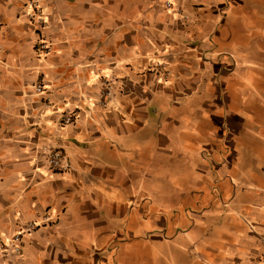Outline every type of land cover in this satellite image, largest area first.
Instances as JSON below:
<instances>
[{
	"label": "crops",
	"instance_id": "obj_1",
	"mask_svg": "<svg viewBox=\"0 0 264 264\" xmlns=\"http://www.w3.org/2000/svg\"><path fill=\"white\" fill-rule=\"evenodd\" d=\"M32 1L43 28L27 17ZM224 6L0 0V238L10 241L34 224L20 252L0 264H264V87L242 83L241 104L253 105L251 115L208 113L229 102L222 95L239 66L221 57V45L233 40L220 30L232 23ZM253 28L262 30L257 49L232 52L247 65L262 57L264 65V26ZM41 41L47 55L39 53ZM104 77L114 86L101 98ZM196 102L205 114L189 112ZM64 111L75 112L66 125ZM206 120L220 127L204 135L215 137V146L223 132L239 133V195L213 194L216 204L236 208L239 226L204 223L185 203L201 186L173 178V166L162 163L183 154L190 163L203 144L189 138L198 136L192 126ZM48 146L65 154L66 171L48 168ZM212 162L218 161L207 167ZM226 166L215 181L226 182ZM142 239L148 249L137 251Z\"/></svg>",
	"mask_w": 264,
	"mask_h": 264
},
{
	"label": "rangeland",
	"instance_id": "obj_2",
	"mask_svg": "<svg viewBox=\"0 0 264 264\" xmlns=\"http://www.w3.org/2000/svg\"><path fill=\"white\" fill-rule=\"evenodd\" d=\"M224 3L225 6L223 8V13L227 14V18H224L232 23L231 25L229 24V26H221L220 30L224 32L225 35L231 32L233 35V40L221 45V48L224 51L221 54V57L226 63L230 65H234L236 63V65L239 66L238 69L234 71L236 77L231 79L227 84L226 95H222L225 96V98L228 97L229 102H223L222 107L220 108L216 105H213L208 113L213 115L220 112L223 116L236 115L238 117L239 114L245 116L251 115L253 113L251 111L253 105L251 103H245L243 105L241 104V98L244 94H246L244 92L245 89L242 86V83L246 80L253 81L260 83L264 87V65L258 62L259 60L262 61V57L254 56L252 60L253 62L255 61V64H253L251 60L247 65L240 60L237 61L232 50L237 46L239 49H257L255 48L257 47V42L259 40L262 41V39H259V34H257V31L260 33L262 30H256L253 28V26H257L259 29H262L264 26V0H224ZM236 20H239L241 27L236 26ZM254 40H256V46L254 44ZM200 105V102L192 104L193 107L188 105L189 112L195 113L196 115L199 113L205 114V109L199 107ZM248 107L250 109H247ZM175 111L179 112V109ZM185 122L186 121L183 123ZM210 128L213 131L214 129H217L218 131L220 130V127L218 126L212 127L209 120L204 122L201 121L199 125L192 126L194 133L198 134V136L194 135L193 137L189 138H194L196 140L199 139L198 141L203 142V144L201 145V151L197 155L195 152L193 153L191 151L192 153L189 157V159H191L189 160L190 163L188 162V157L184 154L181 157H174L173 160L163 159L162 163L164 165H169L166 166L168 169L173 166V178H175V174H177L181 179L190 178L191 180H195V186H201L198 191L202 193L192 195V197L188 199L186 198L185 203L195 207L193 211L197 212V214H201L204 223L207 225L225 224L239 226V214L236 215L237 213H233L236 208L233 209L234 207L232 206L230 207L229 205H223L226 204V202L222 204H216L218 200L215 201V196L213 195L216 192H223L227 194V192L230 191L232 194L236 193L239 195V133L236 135H227L226 132H223L222 139L219 141L217 146H215V137L209 138L204 136ZM187 134L189 135L192 133ZM212 141L214 147L209 143ZM253 141L254 144H258V141L254 136ZM164 158L166 157L164 156ZM212 160H217L218 162L216 164L212 162L213 165L207 167V162ZM224 165H227L226 169L228 170V179L226 182L221 180L215 181V179H217L214 177L216 171H218V169ZM209 169L211 174H208ZM202 172H205V174ZM208 176L213 178L211 180V185L209 183H205L208 181ZM230 177H232V179ZM191 183H193V181H191ZM211 202H213V205H211ZM197 203H199V205L196 206ZM204 208H206V210L204 213H202V209L204 210ZM186 218L190 220L188 221L190 224L193 223L194 218L190 214L186 215ZM144 244L145 241L143 239L138 243H134L137 251L147 250L148 248H146V245ZM151 249L153 250L154 248ZM136 256L138 255L136 254ZM137 259H139V257H137Z\"/></svg>",
	"mask_w": 264,
	"mask_h": 264
},
{
	"label": "built area",
	"instance_id": "obj_3",
	"mask_svg": "<svg viewBox=\"0 0 264 264\" xmlns=\"http://www.w3.org/2000/svg\"><path fill=\"white\" fill-rule=\"evenodd\" d=\"M29 5L31 7V12L27 13V17L29 18V20L35 22L40 28H43L44 22L42 18L41 8L36 4L35 1L30 2ZM166 5L168 6L169 4L166 3ZM38 50L39 53L47 55L50 51V48L46 42L41 41L38 43ZM113 83V80L109 77H104L101 80V98H106L111 95L114 86ZM43 90V83L40 81L37 82L35 84V91L41 93ZM45 104L47 106H50V103L48 101H46ZM74 117L75 112L64 111L61 116V123L63 125L69 124L72 122ZM43 153L45 155L46 164L53 173L58 174L68 169L69 165L67 163L66 156L59 148L49 146L44 147ZM33 228V223H27L19 231L11 235L10 241H5L4 239L0 238V259H6L13 255H17L21 250L23 235L29 233L31 230H33Z\"/></svg>",
	"mask_w": 264,
	"mask_h": 264
}]
</instances>
